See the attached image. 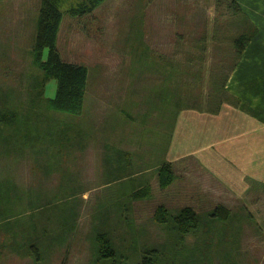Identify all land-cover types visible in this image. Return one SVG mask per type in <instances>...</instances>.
Masks as SVG:
<instances>
[{
	"label": "rangeland",
	"instance_id": "1",
	"mask_svg": "<svg viewBox=\"0 0 264 264\" xmlns=\"http://www.w3.org/2000/svg\"><path fill=\"white\" fill-rule=\"evenodd\" d=\"M234 1L0 0V264H264L243 205L168 156L180 110L228 100L255 27ZM50 3L58 52L88 71L76 113L48 102Z\"/></svg>",
	"mask_w": 264,
	"mask_h": 264
},
{
	"label": "crops",
	"instance_id": "2",
	"mask_svg": "<svg viewBox=\"0 0 264 264\" xmlns=\"http://www.w3.org/2000/svg\"><path fill=\"white\" fill-rule=\"evenodd\" d=\"M235 2L256 32L224 83L228 100L180 110L168 156L195 159L243 205L253 221L251 242L264 246V0Z\"/></svg>",
	"mask_w": 264,
	"mask_h": 264
},
{
	"label": "trees",
	"instance_id": "3",
	"mask_svg": "<svg viewBox=\"0 0 264 264\" xmlns=\"http://www.w3.org/2000/svg\"><path fill=\"white\" fill-rule=\"evenodd\" d=\"M97 2L98 0H90L89 10H92ZM60 19L59 8L54 3H50L47 13L39 23L36 47L39 49L44 46L48 47L46 59L40 63V66L46 77L53 78L56 81L55 95L48 101L50 106L59 111L76 113L82 106L88 71L81 64L65 61L58 52L55 39ZM255 32L256 27L253 28L252 33ZM250 37L248 35L243 41H235L234 44L237 46L238 54L243 51ZM158 179L161 186H165L173 180L172 165L170 163L161 166L158 171ZM194 217L195 211L192 208L185 207L177 219L180 221Z\"/></svg>",
	"mask_w": 264,
	"mask_h": 264
}]
</instances>
